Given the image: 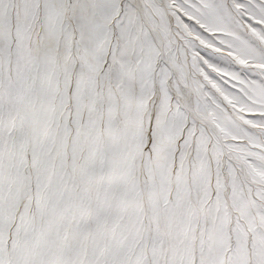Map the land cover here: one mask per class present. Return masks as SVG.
Returning <instances> with one entry per match:
<instances>
[{
  "label": "snow or ice",
  "instance_id": "snow-or-ice-1",
  "mask_svg": "<svg viewBox=\"0 0 264 264\" xmlns=\"http://www.w3.org/2000/svg\"><path fill=\"white\" fill-rule=\"evenodd\" d=\"M0 264H264V0H0Z\"/></svg>",
  "mask_w": 264,
  "mask_h": 264
}]
</instances>
